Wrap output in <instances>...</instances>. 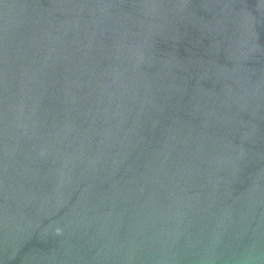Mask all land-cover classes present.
<instances>
[{
    "label": "water",
    "instance_id": "obj_1",
    "mask_svg": "<svg viewBox=\"0 0 264 264\" xmlns=\"http://www.w3.org/2000/svg\"><path fill=\"white\" fill-rule=\"evenodd\" d=\"M0 264H264V0H0Z\"/></svg>",
    "mask_w": 264,
    "mask_h": 264
}]
</instances>
